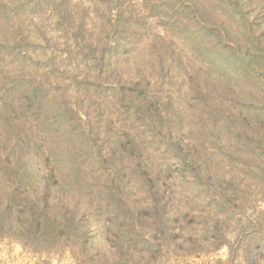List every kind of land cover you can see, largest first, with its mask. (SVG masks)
I'll use <instances>...</instances> for the list:
<instances>
[{
	"label": "rangeland",
	"instance_id": "374dc122",
	"mask_svg": "<svg viewBox=\"0 0 264 264\" xmlns=\"http://www.w3.org/2000/svg\"><path fill=\"white\" fill-rule=\"evenodd\" d=\"M20 1L24 6L19 8ZM123 2L126 10L140 15L141 27L134 25L138 35L125 41L128 52L120 57L130 65L108 73L100 72L98 62L85 61L90 36L70 35L79 17L81 30L90 27L94 40L96 17L106 11L105 3L0 0V6L7 5L10 11L4 18L0 7V43L8 47L24 35L33 49L23 53L28 58L23 63L8 58L0 63V166H4L0 175L7 173L19 181L25 176L20 171L28 170V177L38 176L37 185L31 184L40 197L49 182L53 213L57 204L60 209L79 210L95 240L103 242L102 226L123 224L116 213L127 211V204L142 205L145 187L136 154L139 144L148 142L153 168L159 172L173 167L170 185L159 184L162 190L205 195L201 184L213 175L218 188L242 190L244 200L237 206L263 212L264 0H189L185 13L169 11L163 0ZM83 5L92 12L81 20ZM66 14L71 18L62 17ZM196 42H201L197 49ZM225 44L229 49L223 54L214 52V46ZM87 77L96 85L90 88ZM128 77L148 90L153 110H166V128H160L159 116L150 119L159 128L157 138L163 147L150 142L155 133L147 129L139 93L123 91L118 83ZM23 83L33 90L18 93ZM33 83L39 85L37 91ZM173 126L180 131L171 136ZM169 142L175 147L171 154ZM175 158L188 164L179 166ZM193 158L200 160L197 167L189 164ZM198 162L203 169H198ZM124 165L129 166L127 172ZM204 201L183 200L176 207L207 209L210 203ZM54 220L52 215L50 223ZM226 254L224 249L217 257ZM41 262L75 264L67 249L34 254L14 240L0 242V264Z\"/></svg>",
	"mask_w": 264,
	"mask_h": 264
},
{
	"label": "trees",
	"instance_id": "16d2710c",
	"mask_svg": "<svg viewBox=\"0 0 264 264\" xmlns=\"http://www.w3.org/2000/svg\"><path fill=\"white\" fill-rule=\"evenodd\" d=\"M87 1L91 4H96L99 1L105 3L106 11L96 17L98 23L94 24L96 28L94 40H91L93 35L89 33L92 32L91 28L87 27L84 31L81 30L84 25L80 23L79 17L76 19L78 20L76 27L70 35L76 36L78 32H85V35L90 36L86 37L87 40L80 36L83 43L85 40L91 41L89 45L85 44V50L89 52L84 55L85 61L98 62L97 66L100 72L107 70L108 73H113L120 71L123 67H128L130 65L128 59L122 61L120 57L125 58V53L128 52L125 41L138 35L135 33L134 25L141 27L140 15L138 16L134 10H126L123 0H110L112 7L106 0ZM163 1L168 4L166 8L171 12L176 8L179 12L185 13L189 6V2L185 5V2L189 0ZM23 6L24 3L20 1L19 8ZM0 7L2 16L5 18L10 12L8 11L9 7L7 5ZM155 7L159 9L158 6ZM81 12L85 14L80 16L83 20L88 19L92 10L83 5ZM62 17L71 18L69 14ZM184 21L186 20L184 19ZM97 28L99 32H97ZM66 35L68 34H65L63 38ZM2 37L0 36V39ZM29 39L28 36L23 35L19 40L18 38H14L11 42L6 40L4 44L9 42V48L0 43L2 46L0 47V63H4L6 58L14 60V64L17 65L18 62L26 61L28 58H24L23 53L28 49L33 52V49L28 46ZM129 44L127 43V46ZM197 44L200 45L201 42L195 43L196 49L198 48ZM216 47L214 46L216 54H223L222 51L229 49L227 44L223 48ZM40 52L43 56L46 54L45 49ZM114 57H117V60L113 61ZM119 60L122 61L120 67L117 66ZM2 66L5 67L4 64ZM97 76L95 75L94 78ZM18 77L23 76L21 74ZM135 79H138V76H135ZM20 81H23L22 78ZM87 83L90 88L96 85L90 82V77H87ZM118 83H122L123 91L131 90L139 93L143 118L148 121L147 129H152L155 133L154 136L152 135L153 139H151V134H147L146 139L148 141L151 139L150 142L158 143L160 147H163L157 138L159 128L153 125L150 119L159 116L157 118L163 124L165 116H168L166 110L163 112L159 109L153 110L150 105L152 98L148 96V90L140 82L134 83L133 78H121ZM19 85L18 93L33 90L32 85H30L31 87L29 84L25 86L24 83ZM33 86L34 90H38L39 85L37 87L33 83ZM162 127L166 128L164 124L160 126L161 129H163ZM174 130L180 131V128L173 126L170 130L171 136H173ZM237 131L241 132V130ZM243 133L248 134L245 127H243ZM244 137L246 136L244 135ZM178 145L180 148L181 145L179 143ZM167 147L170 154L172 151L175 152L172 143H167ZM149 148L148 142L140 143L136 154L141 180L145 187L142 205L137 208L127 204V211H124L123 214L117 212L116 217L123 218V224L115 225V228L102 226L103 242L95 240L94 232L83 223L86 220H84L83 214L80 215L79 210L71 211L65 207L60 209L57 204V209L53 213L54 207L52 206L49 182L46 183L42 197H40L36 196L39 194L37 191H33L31 184L34 182L37 185L38 176L28 177V170L22 171L18 166L21 170L20 174L25 175L19 181L9 177L10 175L7 173L1 174L0 242L14 240L34 254H42L47 250L67 249L75 264H264V211L251 213L246 208L237 206L238 202L244 200L242 190L218 188L215 185L216 177L213 175L207 177L205 184H201L206 192L205 195H183L175 190L169 192L164 188L162 190L159 184L166 181L170 185V181L174 177L171 171L173 167H170V164L168 171L157 172L150 160L153 156H151ZM28 149L29 146L26 151ZM29 155L31 160L34 159L31 152ZM240 155L243 156L242 153ZM124 158L123 162L126 159ZM176 159L179 161V166L188 164V161L181 158L173 160ZM197 160L200 161L193 158L189 164L197 167L195 163ZM198 164L200 165V162ZM123 167L127 172L129 166L124 165ZM0 168H4V166H0ZM198 169H203L202 165ZM168 172H171L172 176L167 174ZM192 172H196V170L192 168ZM58 181L60 183V180ZM54 186L56 188L58 184H54ZM183 200H205L204 202L210 203V206L201 210L177 208V202ZM52 215L55 220L50 223ZM114 231L116 237L113 234ZM224 249L227 251L226 257H217L218 253ZM203 257L206 259H202ZM43 262L37 264H49V262Z\"/></svg>",
	"mask_w": 264,
	"mask_h": 264
}]
</instances>
